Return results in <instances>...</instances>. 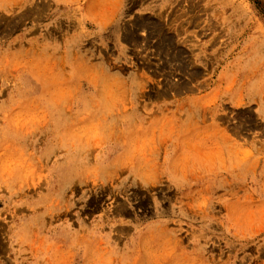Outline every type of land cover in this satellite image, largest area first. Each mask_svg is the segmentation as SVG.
Returning a JSON list of instances; mask_svg holds the SVG:
<instances>
[{"label": "rangeland", "instance_id": "obj_1", "mask_svg": "<svg viewBox=\"0 0 264 264\" xmlns=\"http://www.w3.org/2000/svg\"><path fill=\"white\" fill-rule=\"evenodd\" d=\"M0 264H264V0H0Z\"/></svg>", "mask_w": 264, "mask_h": 264}]
</instances>
